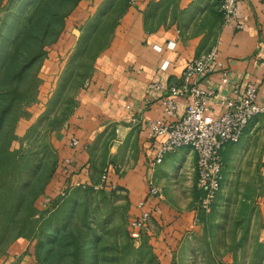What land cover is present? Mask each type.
Instances as JSON below:
<instances>
[{"label": "rangeland", "instance_id": "374dc122", "mask_svg": "<svg viewBox=\"0 0 264 264\" xmlns=\"http://www.w3.org/2000/svg\"><path fill=\"white\" fill-rule=\"evenodd\" d=\"M69 2L0 0V264H264V124L223 147L221 190L202 209L189 147L154 163L143 147L151 137L132 121L107 123L96 110L92 125L84 122L89 82L133 0H79L54 42L27 67L25 53L44 30L31 26L36 11ZM159 7L153 10L163 18L170 8ZM70 128L84 131L77 133L84 138L78 168L67 167L61 153L60 136ZM146 164L154 168L159 201L193 211V218L177 227L161 213L151 215L149 233L133 241L128 189L108 174L122 178ZM61 188L63 195L43 209L41 197Z\"/></svg>", "mask_w": 264, "mask_h": 264}, {"label": "crops", "instance_id": "0c3cea01", "mask_svg": "<svg viewBox=\"0 0 264 264\" xmlns=\"http://www.w3.org/2000/svg\"><path fill=\"white\" fill-rule=\"evenodd\" d=\"M159 6L170 8L163 18H159L161 10H153ZM238 20L244 25L240 30L223 26L218 0H133L120 20L117 37L101 54L103 63L97 76L89 82L84 122L92 125L97 110L98 119L107 123L132 121L147 137V122L164 117L160 99L149 104L145 101L149 83L153 80L177 81L188 60L213 47H216V61L228 73L229 83H222L221 69L215 67L201 86L215 88L217 99L232 96L234 88L243 90L247 85L255 84L258 103L264 104V0H238ZM168 42H173L174 47L168 48ZM163 62H168L164 70L160 68ZM189 100V97L176 98L178 116L184 113ZM215 101L211 103L212 116L222 110ZM166 119L171 121L173 118ZM125 122L120 125L124 134L130 126ZM261 123L264 124V114L248 123L242 138ZM78 131L82 130L70 128L62 131L60 136L61 153L70 158L71 168H78L84 155V138L78 137ZM71 137L78 139L77 146H69ZM148 139L143 147L154 158L156 147L163 138ZM193 157L196 182L194 152ZM150 166L135 168L122 178L117 173L108 174L114 184L128 189L129 219L138 214L137 201L147 196L154 171ZM71 179L86 182V178ZM148 204L155 219L161 213L164 220L170 224L176 222L177 227H187L192 222L193 211L168 208L157 197L150 198ZM149 225L146 233H149Z\"/></svg>", "mask_w": 264, "mask_h": 264}, {"label": "built area", "instance_id": "2783aa9c", "mask_svg": "<svg viewBox=\"0 0 264 264\" xmlns=\"http://www.w3.org/2000/svg\"><path fill=\"white\" fill-rule=\"evenodd\" d=\"M222 25L234 30L243 28V23L238 20V0H218ZM168 48H173L174 43L168 42ZM216 47L202 52L190 60L183 67L180 78L172 83L153 80L146 88V103L160 99L164 117L147 122L148 136L151 138L162 137L154 154V163H160L165 154L177 148L189 147L195 154V186L200 192V207L208 209L221 189L223 180L222 149L227 144L238 143L244 134L248 123L256 116L264 114V104L257 100V85L249 84L243 90L234 88L232 96L216 97V89L210 86H201L203 79L215 67L221 69L222 83L228 84V73L223 65L216 61ZM214 64V65H212ZM168 62L160 66L166 69ZM177 97H189L185 111L181 116L177 114ZM216 100V101H215ZM221 106V113L212 116L211 103ZM166 117L173 118L168 121ZM70 147H75L78 140L71 137L68 142ZM67 167H71L70 158L66 157ZM101 182L106 186L107 177L102 176ZM102 183L92 185L94 189L102 187ZM89 185L88 182L82 185ZM111 185L110 187H113ZM64 188V187H63ZM61 188L56 196L44 195L41 197L40 206L48 209L57 196H62ZM159 188L148 185L145 198L137 201L138 214L128 219L129 236L133 241H138L147 231L151 218V208L148 204L150 198H156Z\"/></svg>", "mask_w": 264, "mask_h": 264}, {"label": "trees", "instance_id": "16d2710c", "mask_svg": "<svg viewBox=\"0 0 264 264\" xmlns=\"http://www.w3.org/2000/svg\"><path fill=\"white\" fill-rule=\"evenodd\" d=\"M78 1L79 0H70L69 7L62 10H56V11L54 10L53 12L50 11L48 12L44 9H41V12L39 13L38 11H36L34 15L36 16L35 21H31L32 22L31 26L37 29V27L42 24L44 26V30L42 32L40 31L39 35L33 37L35 44H37L38 46L33 50L29 49L30 51L25 53V55L28 57V63L30 62V64L27 67H30V65L33 64L35 59L39 58L43 54L42 49L44 48V46L54 42V40L61 32L64 18L72 11V9L74 8V6L77 4ZM42 15H45V17H43ZM28 35L29 34L27 33V36ZM27 67H24L23 71L27 69ZM52 191L53 193L49 192L47 194H44L45 193L44 192L43 194L44 195L51 194L50 196L55 197L57 192L56 190H52Z\"/></svg>", "mask_w": 264, "mask_h": 264}]
</instances>
